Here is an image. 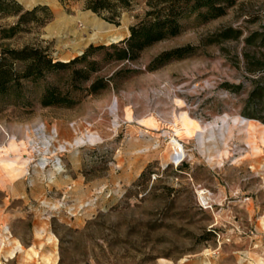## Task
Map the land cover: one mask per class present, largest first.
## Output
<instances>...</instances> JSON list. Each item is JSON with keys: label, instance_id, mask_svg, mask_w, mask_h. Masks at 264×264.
I'll return each mask as SVG.
<instances>
[{"label": "rangeland", "instance_id": "rangeland-1", "mask_svg": "<svg viewBox=\"0 0 264 264\" xmlns=\"http://www.w3.org/2000/svg\"><path fill=\"white\" fill-rule=\"evenodd\" d=\"M13 1L47 17L1 43L39 47L60 62L123 46L152 10L133 0L108 20L85 0ZM180 23L131 59L95 52L92 79L105 86L72 108L0 103V160L21 170L8 176L0 166V209L25 214L30 227L34 220L37 240L57 244L56 264H264V109L251 99L264 76V0ZM230 28L240 36L217 41ZM177 49L188 51L148 70ZM221 119L250 126L228 135Z\"/></svg>", "mask_w": 264, "mask_h": 264}, {"label": "trees", "instance_id": "trees-1", "mask_svg": "<svg viewBox=\"0 0 264 264\" xmlns=\"http://www.w3.org/2000/svg\"><path fill=\"white\" fill-rule=\"evenodd\" d=\"M63 1V0H61ZM86 8L95 14L108 13V20L116 19L121 10L128 9L133 0H85ZM152 7L146 19L130 29V36L120 44L90 47L79 57L68 62L54 61L39 47L24 46L9 49L2 41L15 37L27 25H42L46 8L35 7L31 11L22 8L13 0H0V18L15 17L12 26L0 25V103L10 102L14 106L41 108H72L83 95H92L105 86L103 79L94 78L98 62L91 60L95 52L113 51L115 61L132 58L133 52L153 43L173 37L181 28V20L194 16L198 20H211L225 14L237 0H149ZM238 30L226 29L216 36L217 41L237 39ZM254 35L246 39L250 42ZM187 49L163 53L153 60L148 70L156 69L170 60L181 59ZM251 99L259 98L264 109V76L256 80ZM253 117V116H251ZM144 174L142 175V177Z\"/></svg>", "mask_w": 264, "mask_h": 264}, {"label": "crops", "instance_id": "crops-1", "mask_svg": "<svg viewBox=\"0 0 264 264\" xmlns=\"http://www.w3.org/2000/svg\"><path fill=\"white\" fill-rule=\"evenodd\" d=\"M25 214L0 209V262L8 260L7 264H56L58 262L57 244L39 242L37 236L43 230L37 229L35 221L24 222ZM16 220V222H15ZM23 230L16 228V224H26Z\"/></svg>", "mask_w": 264, "mask_h": 264}, {"label": "bare ground", "instance_id": "bare-ground-1", "mask_svg": "<svg viewBox=\"0 0 264 264\" xmlns=\"http://www.w3.org/2000/svg\"><path fill=\"white\" fill-rule=\"evenodd\" d=\"M220 124H222L223 126H227V134L228 135H231L233 128H238L239 131H244V129H247L250 126L249 122L244 121V120H242V121L241 120H234L232 127H230L228 125V123L225 119H221ZM216 126H218V123H214L212 125V127H216ZM56 133H57V131L55 130V135H57ZM93 139L95 141L97 139V136H93ZM10 146H11L10 149L12 150L14 148V144L13 145L11 144ZM48 147H49V145H48ZM174 149H175V152L177 153V156H179V154L182 152V148L180 147V145L177 142H174ZM16 164H17V162L14 160H9V159H7L6 161L0 160V166H2L1 170L3 172H6V174L8 176L20 173L21 170L19 168L15 167ZM59 166H60V163H59Z\"/></svg>", "mask_w": 264, "mask_h": 264}, {"label": "built area", "instance_id": "built-area-1", "mask_svg": "<svg viewBox=\"0 0 264 264\" xmlns=\"http://www.w3.org/2000/svg\"><path fill=\"white\" fill-rule=\"evenodd\" d=\"M7 261H8V260H4V259H2V261L0 262V264H7Z\"/></svg>", "mask_w": 264, "mask_h": 264}]
</instances>
